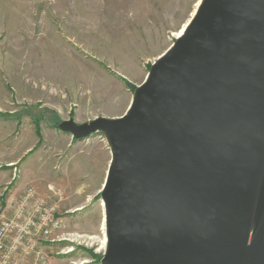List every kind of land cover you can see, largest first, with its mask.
Returning <instances> with one entry per match:
<instances>
[{"label": "water", "instance_id": "1", "mask_svg": "<svg viewBox=\"0 0 264 264\" xmlns=\"http://www.w3.org/2000/svg\"><path fill=\"white\" fill-rule=\"evenodd\" d=\"M99 134L100 264H264V0H200Z\"/></svg>", "mask_w": 264, "mask_h": 264}, {"label": "rangeland", "instance_id": "2", "mask_svg": "<svg viewBox=\"0 0 264 264\" xmlns=\"http://www.w3.org/2000/svg\"><path fill=\"white\" fill-rule=\"evenodd\" d=\"M198 1L0 0V195L33 183L26 174L37 158L48 180L33 184L62 190L64 231L94 239L55 247L51 264H100L98 193L110 161L99 134L68 145L57 126L123 115Z\"/></svg>", "mask_w": 264, "mask_h": 264}, {"label": "built area", "instance_id": "3", "mask_svg": "<svg viewBox=\"0 0 264 264\" xmlns=\"http://www.w3.org/2000/svg\"><path fill=\"white\" fill-rule=\"evenodd\" d=\"M63 199L62 190L54 184L42 190L30 184L0 195V264H51L53 249L63 243L94 245L92 237L64 231ZM99 203L103 211V202ZM100 235L105 237V228ZM73 245L66 252L71 253Z\"/></svg>", "mask_w": 264, "mask_h": 264}, {"label": "crops", "instance_id": "4", "mask_svg": "<svg viewBox=\"0 0 264 264\" xmlns=\"http://www.w3.org/2000/svg\"><path fill=\"white\" fill-rule=\"evenodd\" d=\"M59 133H55V136H58ZM70 135H69V139H66L67 141L69 140V142H67L68 145L72 144V137H71V140H70ZM75 142V141H74ZM37 161L38 159L37 158H33V160L29 163V168H28V171H27V174H26V179L27 181H31L33 183H39V181L41 180H48L47 178V175L45 174L44 170H42L41 168H38L37 166ZM54 174L53 173H50V176H53ZM7 178V180L10 178V176L7 174L5 175ZM22 179L25 177V173L23 172L22 173ZM6 180H4V183H5ZM3 182V181H1ZM31 183V184H33Z\"/></svg>", "mask_w": 264, "mask_h": 264}, {"label": "bare ground", "instance_id": "5", "mask_svg": "<svg viewBox=\"0 0 264 264\" xmlns=\"http://www.w3.org/2000/svg\"><path fill=\"white\" fill-rule=\"evenodd\" d=\"M199 2H200V0L197 2V4H196V8H197V6H198V4H199ZM195 8V9H196ZM193 14H194V12H193ZM192 14V15H193ZM186 27V23L176 32V33H174L173 35H174V37H175V39H177L178 37H180L181 36V33H182V31H183V29ZM101 205L102 204H100L99 206H100V208H101ZM76 211H79V210H76ZM104 226V225H103ZM101 230H104V228H102L101 227ZM90 240H94L93 238H90ZM104 243H103V245H105V242H106V238H104V241H103Z\"/></svg>", "mask_w": 264, "mask_h": 264}]
</instances>
